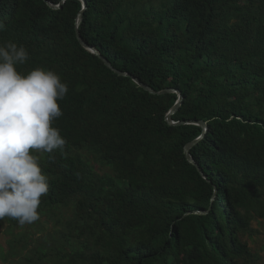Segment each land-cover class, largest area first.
<instances>
[{
    "label": "trees",
    "instance_id": "trees-1",
    "mask_svg": "<svg viewBox=\"0 0 264 264\" xmlns=\"http://www.w3.org/2000/svg\"><path fill=\"white\" fill-rule=\"evenodd\" d=\"M85 2L86 43L153 90H179L173 121L207 123L190 149L203 174L183 147L201 127L166 120L176 92L149 93L79 43L81 0H0V43L29 52L17 70L52 69L69 89L54 122L63 152L33 153L49 180L37 227L0 220L1 254L11 264H253L244 236L264 226V0Z\"/></svg>",
    "mask_w": 264,
    "mask_h": 264
},
{
    "label": "clouds",
    "instance_id": "clouds-1",
    "mask_svg": "<svg viewBox=\"0 0 264 264\" xmlns=\"http://www.w3.org/2000/svg\"><path fill=\"white\" fill-rule=\"evenodd\" d=\"M5 25L0 22V31ZM29 59L22 44L0 43V220L9 217L21 226L39 220L41 198L49 180L33 154L63 152L67 143L54 122L63 116L58 104L67 83L52 69L17 70Z\"/></svg>",
    "mask_w": 264,
    "mask_h": 264
},
{
    "label": "water",
    "instance_id": "water-1",
    "mask_svg": "<svg viewBox=\"0 0 264 264\" xmlns=\"http://www.w3.org/2000/svg\"><path fill=\"white\" fill-rule=\"evenodd\" d=\"M44 1L47 3L48 6L52 7L53 9H58V8L61 7V4H62L65 0H61L60 3L57 4V5L52 4L49 0H44ZM81 2H82V9L79 11L78 16H77V18H76V29H77V31H76V36H77V39H78L79 43H80L85 49H87L89 52L95 54L98 58H100V60H101L102 62H104V64H105V65H106L111 71H113L114 73H116V74H118V75H120V76L131 77L132 80H133L135 83H137L140 87H142L144 90L148 91L149 93H152V94H163V93H167V92H168V93H169V92H176V94H177V99H176L174 105L170 108V110L168 111V113H167V115H166V120L168 121V123H169L170 125L195 124V125H198V126L201 127V130H202V131H201V134H200L197 138H195V139H193V140L187 142L185 145H183V147H184V154H185V157H186L187 161H188L189 163H191V164H194V165L197 167L198 171H199L201 174H203V171H202L201 167L195 162V160H194L193 157L191 156V154H190V149L192 148V146H195V145L198 143V141L201 140V139L204 137L205 133H206L207 130H208V125H207V123H206L205 121H203V120L173 121V120L171 119V115L174 114V113L178 110V108H179V106H180V104H181V101H182V99H183V96H182V94H181V92H180L179 90L172 89V88H165V89H163V90H161V91H155V90H153V89L150 88L147 84H145L144 82L140 81L137 77H135V76L129 74L128 72H124V71H121V70L115 68V67H114L109 61H107V59H106L103 55H101V53H100V52H99L94 46H90L88 43H86V42L83 40L81 34H80L79 31H78V24H79V22L81 21V19H82V15H83V12H84V10H85V8H86V2H85V0H81ZM216 194H217V190L215 189V190H214V193H213V196L211 197V201L214 200ZM194 212H196V213H204L205 211H199V210H197V211H194ZM188 213H189V212H188Z\"/></svg>",
    "mask_w": 264,
    "mask_h": 264
},
{
    "label": "rangeland",
    "instance_id": "rangeland-1",
    "mask_svg": "<svg viewBox=\"0 0 264 264\" xmlns=\"http://www.w3.org/2000/svg\"><path fill=\"white\" fill-rule=\"evenodd\" d=\"M107 170V168H105ZM252 226L257 229L256 232H253L252 236L246 235L244 239L248 242L251 251L254 253L256 260L253 264H264V226L258 224L256 221L252 222ZM22 227L31 230V227H37V225L25 224ZM5 227L0 228V264H11L14 262L17 257H11L2 255V247L6 248V240L9 237L5 233ZM20 229V228H19ZM17 229V230H19Z\"/></svg>",
    "mask_w": 264,
    "mask_h": 264
}]
</instances>
